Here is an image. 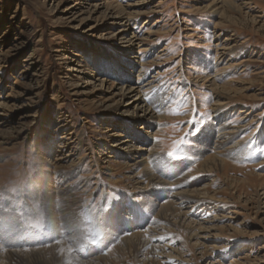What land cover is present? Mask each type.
I'll return each instance as SVG.
<instances>
[{
    "label": "rangeland",
    "instance_id": "1",
    "mask_svg": "<svg viewBox=\"0 0 264 264\" xmlns=\"http://www.w3.org/2000/svg\"><path fill=\"white\" fill-rule=\"evenodd\" d=\"M210 1L0 0V264H264V0Z\"/></svg>",
    "mask_w": 264,
    "mask_h": 264
},
{
    "label": "bare ground",
    "instance_id": "2",
    "mask_svg": "<svg viewBox=\"0 0 264 264\" xmlns=\"http://www.w3.org/2000/svg\"><path fill=\"white\" fill-rule=\"evenodd\" d=\"M216 1H218V0H216ZM215 0H212V1H210L209 3H211V4H222L221 2H216ZM140 3V2H139ZM143 3V2H142ZM78 6V5H77ZM134 6V5H133ZM136 7V6H135ZM209 7V6H208ZM214 7V5H212V6H210V9L212 10V12H215V13H220L219 12V10L222 8H224L223 7V5H221V6H219V7H217L216 9L215 8H213ZM93 8V7H92ZM97 9V8H96ZM219 9V10H218ZM80 11V10H79ZM114 13V12H113ZM220 15V14H219ZM74 16V15H73ZM76 16H77V14H76ZM126 16H128V13H121L119 16H111L113 19H118L120 22H123V21H125L126 19H127V17ZM130 16V15H129ZM132 16V15H131ZM78 17V16H77ZM215 17V16H214ZM75 19V18H74ZM220 24H222V22L220 21L219 22V25ZM128 25V24H127ZM122 40V39H121ZM124 42V41H123ZM125 45L123 46V48H125V49H127V50H129V51H132V49H134V46H136V45H138L137 47H139V40L136 38V37H134V36H132L131 38H129V39H127V40H125V43H124ZM221 49H223V48H221ZM225 49V48H224ZM128 65H130L129 64V62H128ZM131 67V66H130ZM115 70H116V75H119V77H121L120 78V80H122V82H123V80H125V76H126V74L129 72V67L127 66V65H122V66H119V68H115ZM99 72V71H98ZM222 74V73H221ZM98 76H100L98 73H93V79L94 80H96V81H100L101 82V86L102 87H105L106 88V90L108 91V92H113L114 90H116L117 89V86L115 85H113V84H111L112 82H109V81H107V80H105V79H102L101 77L100 78H97ZM95 81V82H96ZM129 83H131L132 81H128ZM120 85V84H119ZM134 87V85H130V86H128V87H124L123 85H122V87H120L119 88V90L121 91V93L124 95V97H127V98H129L130 100L126 103V105H125V108H124V110H123V112H124V114H129V116H131V117H133V118H140V117H144V118H154V115H155V113H154V110L152 109V107H148L147 105H145V103H144V101H143V98H142V96H141V94H140V91L138 90V89H135V88H133ZM218 92H220V91H218ZM220 94V93H219ZM223 94V93H222ZM152 106V105H151ZM215 106H219V104H217V105H215ZM13 107L14 106H12V109H13ZM221 107H216V111H217V109H220ZM214 110V109H213ZM6 111V110H5ZM219 111V110H218ZM217 111V112H218ZM220 112V111H219ZM31 116V114H26L24 117H30ZM220 121V120H219ZM218 121V122H219ZM221 122V121H220ZM219 122V123H220ZM3 124V123H2ZM10 129H12V133H10L11 134V136H12V134L14 135H18V134H20L21 132H22V130L20 131V129H16L15 127H10ZM139 129H142V128H139ZM223 129V130H222ZM221 130H220V138L221 139H223V141H221V142H223L224 144H227V143H225V142H227L228 141V139H229V136L231 137V135H233V133H235V132H233L232 130H229L228 129V127L227 128H222ZM109 132H111V131H113L112 129H110V130H108ZM114 136V135H113ZM111 137H112V135H111ZM112 147H114V148H118V147H121V148H119L120 150L119 151H121L122 152V154L123 153H127L126 154V156L127 157H130L134 152H137V151H143V150H145V149H142V148H140V146H138V145H135V144H133V142H131V141H129V143H128V139H126V141H123V142H120V140L119 141H116L115 142V144H113V145H111ZM151 151L152 152H154V150H152L151 149ZM102 153H103V151H102ZM103 156V155H102ZM109 156V158H114V155H113V153L112 154H110V155H108ZM125 156V155H124ZM150 156V155H149ZM137 158H139V157H137ZM218 158H220V157H218ZM148 159V157L145 159V157L144 156H141L140 157V163H142V162H144L145 160H147ZM152 160H154V157H152ZM156 160V159H155ZM209 161H208V165L209 166H207L208 167V169L207 170H211V168H213V167H215L214 166V164H216L217 162H218V165L221 163V164H223V161H220V160H218L217 158H214V157H210L209 159H208ZM207 161V160H206ZM138 162V163H139ZM207 163V162H206ZM205 164V163H204ZM203 164V165H204ZM226 165V164H225ZM206 166V165H205ZM212 166V167H211ZM205 169H206V167H205ZM203 170V169H202ZM206 172H208V171H206ZM148 181H154L153 183H154V185L156 184V185H159V186H162V184L164 183V181L161 179V178H159V177H156V176H154L153 175V173L152 174H148ZM152 183V184H153ZM164 186V185H163ZM198 190V189H197ZM195 191V190H194ZM204 194H206V193H202L201 191L199 192V191H195L194 192V194H189V196L190 197H196L197 199H199V198H206L205 196H204ZM63 195H67V193H63ZM191 200V198H189V199H182L181 201H180V203H179V205H189L190 203H188L189 201ZM176 205V204H175ZM174 205V206H175ZM177 205H178V203H177ZM173 206V207H174ZM183 206V207H184ZM39 208V207H38ZM166 208V207H165ZM168 208V207H167ZM170 208H172L171 206H170ZM174 208H176V207H174ZM180 208H181V206H180ZM163 209H164V206H163ZM179 209V208H178ZM161 211L159 212V214H158V216L160 215V217L161 216H165L166 217V215H165V211L166 210H164V212H163V210H162V208L160 209ZM39 211H41L40 209H39ZM168 211H170V210H168ZM168 213V212H167ZM179 213H181L179 216H180V220H179V222H182V223H185V221H186V219H188V213H187V210H185V211H183L182 209H180L179 210ZM33 214V213H32ZM36 214V213H35ZM163 214V215H162ZM187 215V216H186ZM172 216V215H171ZM163 218V217H161V219H163L164 221L165 220H168L167 218ZM186 218V219H185ZM57 222V221H56ZM189 223V222H188ZM43 224V223H42ZM157 225V224H156ZM199 227V226H198ZM207 228V227H206ZM203 229V228H202ZM207 231V230H206ZM136 236H137V234H136ZM134 237V236H133ZM141 237V236H140ZM131 238V237H130ZM137 238V237H136ZM200 238V237H199ZM203 238V237H202ZM138 239V238H137ZM136 239V240H137ZM125 240H126V238H125ZM129 240V239H128ZM132 240V242H133V239H131ZM139 240V239H138ZM142 240V239H141ZM141 240H139V242H137V243H135V245H140V244H142V242H141ZM144 241V240H143ZM149 240H147V242H148ZM127 242H131V241H127ZM146 242V243H147ZM150 242V241H149ZM134 243V242H133ZM144 243V242H143ZM145 243V244H146ZM129 244V243H128ZM144 244V245H145ZM143 245V244H142ZM126 246H128V245H126ZM143 249V248H142ZM36 253H33V250H32V253L30 254V255H24V256H22V255H19V254H16L13 250L12 251H10V252H7V253H5V257H6V259L8 260V264H20V262H22L23 264H35L37 261H39V258L40 257H42L43 256V254L42 253H39L38 251H35ZM157 252V251H156ZM162 252V251H161ZM158 253V252H157ZM156 253V254H157ZM93 260H95V259H93ZM62 262V264H68V262H67V260L64 258L62 261H60L59 262V264ZM92 263V262H91ZM94 264V263H93Z\"/></svg>",
    "mask_w": 264,
    "mask_h": 264
},
{
    "label": "snow or ice",
    "instance_id": "3",
    "mask_svg": "<svg viewBox=\"0 0 264 264\" xmlns=\"http://www.w3.org/2000/svg\"><path fill=\"white\" fill-rule=\"evenodd\" d=\"M174 114H179L178 112L174 113ZM181 143H183V141H181ZM248 147H251V144L247 145ZM175 147V146H174ZM254 152L255 153H258L259 157L260 158H264V147H259V148H255L254 149ZM168 157L171 158V159H176V158H179L178 157V152L177 151H169L168 152ZM161 239H163L161 237ZM227 251V250H225Z\"/></svg>",
    "mask_w": 264,
    "mask_h": 264
}]
</instances>
